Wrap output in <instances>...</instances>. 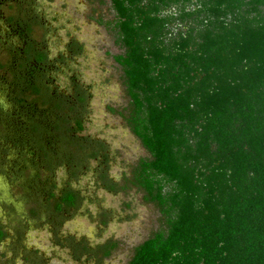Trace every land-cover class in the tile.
<instances>
[{
	"label": "trees",
	"instance_id": "obj_1",
	"mask_svg": "<svg viewBox=\"0 0 264 264\" xmlns=\"http://www.w3.org/2000/svg\"><path fill=\"white\" fill-rule=\"evenodd\" d=\"M109 1L123 49L114 58L129 97L126 113L118 114L149 153L128 182L156 201L163 217L128 264H264V0ZM12 19L6 39L15 32L26 45L11 54L22 69L6 63L14 79L0 87L20 95L0 102V163L9 189L22 187L24 202L49 196L55 211L38 200L32 212L56 231L81 202L71 179L92 154L107 159V147L79 134L82 115L63 124L57 109L69 99L49 75L46 51ZM58 163L67 170L60 194L52 183ZM42 168L50 170L44 179ZM6 236L0 226V242ZM68 244L76 259L86 255L97 264L99 252L112 247L73 237ZM23 257L45 264L41 256Z\"/></svg>",
	"mask_w": 264,
	"mask_h": 264
},
{
	"label": "rangeland",
	"instance_id": "obj_2",
	"mask_svg": "<svg viewBox=\"0 0 264 264\" xmlns=\"http://www.w3.org/2000/svg\"><path fill=\"white\" fill-rule=\"evenodd\" d=\"M113 17L109 0L0 1V31L5 33L0 35V87L7 88L14 79L5 66L12 61L11 54L19 52L21 43L23 50L26 45L15 32L6 39L4 28L13 18L17 25L21 22L29 28L26 37L46 51L49 75L55 76L52 81L64 89L69 99L67 107L57 109L66 116L63 124L69 126L77 115H82L84 129L79 134L107 147V159L92 154L88 168L71 179L69 187L79 190L81 202L77 211L70 210L72 215L56 231L45 216L40 220L32 212L38 200L43 201L44 208L55 211L51 199L47 200L49 196L44 194L42 198L36 196L35 201L24 202L22 187L15 183L9 189L10 175L0 163V226L7 232L0 242V264H32V260L23 257L25 252L32 257L41 256L45 264H97L96 258L88 259L86 255L76 259L69 237L85 238L92 245L112 244L109 254L101 256L99 252L98 264H128L135 246L163 227L158 203L144 199V192L128 182L133 166L149 153L118 114L126 113L129 97L122 83L121 65L114 58L123 49L115 40ZM173 24L177 26V21ZM10 63H14L8 65L11 70L22 69L19 60ZM73 78L77 79L76 86ZM84 92L87 98L82 101ZM33 96L27 87L23 97L29 100ZM16 97L20 95L0 90L1 103L7 104ZM37 107L46 109V104L38 100ZM3 152L0 147L1 156ZM63 167L58 163L53 168L52 183L58 194L67 181ZM49 173L42 168L40 178Z\"/></svg>",
	"mask_w": 264,
	"mask_h": 264
}]
</instances>
